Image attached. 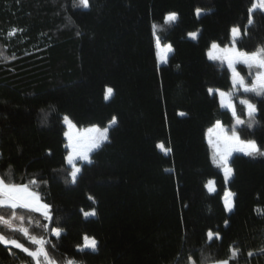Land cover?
Returning a JSON list of instances; mask_svg holds the SVG:
<instances>
[{"label": "trees", "instance_id": "trees-1", "mask_svg": "<svg viewBox=\"0 0 264 264\" xmlns=\"http://www.w3.org/2000/svg\"><path fill=\"white\" fill-rule=\"evenodd\" d=\"M253 2L89 0L85 9L74 6L79 0H0V176L18 184L47 181L30 187L52 206V222L23 210L17 215L32 234L56 244L47 247L58 264L69 256L81 264H189L190 255L199 264L201 252L229 258L230 246L240 251L231 264H264V157L232 156L234 178L226 186L205 139L216 121L230 129L233 121L215 93L230 91V74L207 51L213 41L230 44L233 26L247 27ZM169 13L178 17L171 27L164 24ZM253 20L241 50L264 46V12L255 10ZM153 24L161 43L172 47L166 65L157 63ZM230 94L246 122L239 99L256 103L257 123L240 126L241 138L264 150V99ZM64 115L79 128L117 120L75 185L60 171L70 170ZM209 179L216 182L212 194ZM226 187L235 193L230 213L222 201ZM82 210L96 215L86 219ZM57 217L64 229L59 240L35 227L55 226ZM209 230L221 239L209 242ZM0 232L24 241L6 226ZM84 235L97 239L98 251L76 252ZM11 252L19 258L0 245V264H29L24 253Z\"/></svg>", "mask_w": 264, "mask_h": 264}, {"label": "snow or ice", "instance_id": "snow-or-ice-1", "mask_svg": "<svg viewBox=\"0 0 264 264\" xmlns=\"http://www.w3.org/2000/svg\"><path fill=\"white\" fill-rule=\"evenodd\" d=\"M87 9L89 5V0H79V5ZM264 11V0H254L252 7L248 9V25L243 30L239 26H233L230 29V46L221 48L217 42L213 41L207 52V58L210 61H220L222 64L226 63L227 68L231 73V84L233 88L237 90H242L245 94H251L255 97L264 99V46H261L253 51L241 50L238 45L240 44L243 36L248 35V29L254 23L253 14L255 10ZM202 13L201 9H196V15L199 17ZM178 17L176 13H169L164 16V24L171 27L175 24ZM153 37L155 39L157 51V61L166 62V56L161 57V39L157 35L158 25H152ZM11 34V33H10ZM193 40L197 38V33L192 32L188 34ZM163 51L165 53L171 52V45L164 47ZM236 65H245L250 70L257 69L254 74V78L246 82L245 78H242L239 71H237ZM252 76V73L249 74ZM111 88H107L105 92V100H108L112 93ZM209 95L213 94V89H208ZM217 95L219 96V103L221 108H226L231 112L232 118L235 121L233 127L225 132L219 121L216 122L214 128L208 130L210 137H215L214 143L210 139V144L212 145V155L210 157L212 165L217 168L223 176L225 185L227 186L229 182L234 178V168L232 167L231 157L233 153H242L244 156H249L255 158L256 156L264 157V150L258 146V143L253 138L242 139L241 133L243 129L240 126H245L246 129L251 130L253 125L257 123L256 113L258 111L256 103L250 98L246 97L240 99L239 103L243 105V108L247 111L248 121L239 118L235 105L231 102V94L225 93L224 91L217 90ZM43 111V110H42ZM181 116L185 113H180ZM47 120V114H45V121ZM62 122L71 129L74 125L72 124L70 118L67 115L62 117ZM116 117H113L111 124H116ZM65 137L68 140L67 147L69 152L65 157V162L70 165V170L60 169V171H67V176L65 178V183H71L75 185L78 182V177L82 171L81 167L76 166V161L80 160L82 162L92 163L91 153L100 149L104 142L108 139V129H100L97 127L88 128L82 130L76 134H70V132H65ZM157 147L163 150V145L157 144ZM167 151H170L168 149ZM51 155V152H48ZM8 174L0 176V209L10 210L9 214L6 216L0 213V225L6 226L12 232L21 233L24 237V241L17 238L7 236L5 233L0 232V245L4 246L6 249L10 250V255L19 258L16 253L11 252V249H16L19 252L25 254V256L30 258L29 264H58L55 257L51 256L47 245H51L53 248L56 244L49 239H45L43 235L32 234L27 227H23L25 217L23 215L18 216L17 210H23L28 213L39 214L44 221L52 222V206L41 199L40 194L33 190L30 186H35L38 183H47V181L40 179H30L28 184L11 182ZM70 177V179H69ZM215 181L209 179L205 184L209 194L216 191ZM235 193L229 191L227 187L224 190L222 201L223 207L226 213H230L234 208L233 197ZM89 200L94 201V198L90 195ZM83 216L87 219L90 216H95V210L84 212L82 210ZM19 221L21 226L14 225V221ZM31 224V219L28 220ZM225 226H227V220L225 221ZM36 228H42L45 233L50 237H55L59 240L64 231L63 228L59 226V218H56L55 226L49 227L48 223H40L39 221L35 224ZM208 241L211 242L213 239L220 240L221 236L218 233H213L212 230L207 232ZM83 243L76 246V252L83 253L85 251H90L95 253L98 251V241L95 237H90L84 235ZM264 251V250H262ZM230 257L227 259H218L212 256H205L201 252V259L199 264H231L232 260L238 259L240 251L235 246H230ZM248 255L251 257L253 253L249 252ZM189 264H196L192 260L191 255L188 258ZM63 264H81L75 258L65 257Z\"/></svg>", "mask_w": 264, "mask_h": 264}, {"label": "rangeland", "instance_id": "rangeland-1", "mask_svg": "<svg viewBox=\"0 0 264 264\" xmlns=\"http://www.w3.org/2000/svg\"><path fill=\"white\" fill-rule=\"evenodd\" d=\"M196 9H200L199 8V5L198 6H196ZM264 12V11H263ZM203 13V12H202ZM201 13V14H202ZM196 33V32H195ZM188 37H189V35H188ZM190 38V37H189ZM191 39V38H190ZM193 40V39H192ZM231 43V42H230ZM167 45H169V44H167V43H161V48H160V52H161V57H162V60H163V57L164 56H166V58L168 59V56L170 55V53L171 52H167V53H165L164 51H163V49H164V47L165 46H167ZM230 46V44H228V45H226V46H220L221 48H224V47H229ZM155 48H156V56H157V51H158V49H157V47H156V43H155ZM208 51H209V49H208ZM207 51V52H208ZM167 59H166V62H159L158 63V61H157V63H158V66H162V65H166V63H167ZM213 63H214V65L215 66H218L219 68H226L227 70H228V72H229V74H230V84H231V73H230V71H229V69L227 68V65H226V63H221L220 61H212ZM236 68H237V71H239V73H240V75H241V77L242 78H245V80H246V82H248L250 79H252V78H254V74H255V71H257V69H249L247 66H245V65H236ZM241 69H245L246 70V73L245 74H242V72L240 71ZM250 72L252 73V76H250L249 74H250ZM220 91V90H219ZM225 92V91H224ZM243 93V91L242 90H237V89H235V88H233V86H232V84H231V89H230V91L229 92H225V93ZM215 93L217 94V90H215ZM245 94V93H244ZM111 95H112V93H111ZM110 95V96H111ZM110 96H109V98H110ZM217 97H218V100H219V96L217 95ZM109 98H108V100H105V101H109ZM240 99H244V98H240ZM240 99H239V101H240ZM231 102L235 105V102L231 99ZM235 107H236V105H235ZM222 109H225V110H227V111H229L228 109H226V108H222ZM230 112V111H229ZM231 113V112H230ZM245 113H246V115H247V111H246V109H245ZM239 116V115H238ZM239 118L240 119H242V120H244L242 117H240L239 116ZM72 122V121H71ZM111 122V121H110ZM110 122H108L107 123V125L105 126V127H99V126H96V125H94V126H88V127H84V128H79V127H77L73 122H72V124L74 125L71 129H69L68 127H67V125H65L64 123H63V125H64V127H65V131H64V139H65V148H66V155L68 154V152H69V148L67 147V145H68V140H67V138L65 137V132H70V134H76V133H79V132H81L82 130H85V129H88V128H92V127H97V128H100V129H104V128H107L108 129V131H109V128L112 126V124L110 123ZM217 122V121H216ZM216 122L210 127V128H214V126H215V124H216ZM220 122V124H221V126H222V128L224 129V131L225 132H228L229 130H230V127L228 128V127H226L225 125H223L222 124V122L221 121H219ZM234 123H235V121L233 120L232 121V125H231V128L233 127V125H234ZM210 128H208L207 130H206V133H205V139H206V142H207V144H208V147H209V149H210V155H212V152H213V149H212V145L210 144V139H212V142L214 143V140H215V137H214V134H213V136L212 137H210L209 136V134H208V130L210 129ZM229 129V130H228ZM108 140V139H107ZM106 142V141H105ZM104 142V143H105ZM92 154V153H91ZM235 154H242V153H239V152H237V153H233V155L232 156H234ZM243 155V154H242ZM66 157V156H65ZM232 158V157H231ZM66 163V162H65ZM83 163H87V162H82V161H80V160H77L76 161V166L77 167H81V165L83 164ZM66 166L67 167H69V168H71V166L70 165H67L66 164ZM229 190V189H228ZM230 191V190H229ZM233 199V198H232Z\"/></svg>", "mask_w": 264, "mask_h": 264}]
</instances>
